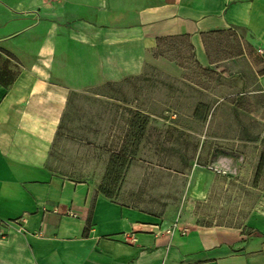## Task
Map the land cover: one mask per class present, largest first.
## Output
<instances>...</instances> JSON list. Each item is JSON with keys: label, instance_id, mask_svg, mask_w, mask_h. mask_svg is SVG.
<instances>
[{"label": "crops", "instance_id": "0c3cea01", "mask_svg": "<svg viewBox=\"0 0 264 264\" xmlns=\"http://www.w3.org/2000/svg\"><path fill=\"white\" fill-rule=\"evenodd\" d=\"M164 39L264 108V0H0V264H264V132L241 137L225 178L233 201L254 205L240 223L121 205L57 164L71 94L119 75L110 58L134 59L138 75Z\"/></svg>", "mask_w": 264, "mask_h": 264}, {"label": "rangeland", "instance_id": "374dc122", "mask_svg": "<svg viewBox=\"0 0 264 264\" xmlns=\"http://www.w3.org/2000/svg\"><path fill=\"white\" fill-rule=\"evenodd\" d=\"M153 52V59L142 53L137 60L138 75L129 73L134 59L110 58L106 68H119V75L106 73L71 94L53 148L58 166L91 182L96 195L110 194L156 216L196 217L207 225L242 222L254 205L233 201L225 178L233 173L231 160L241 159V137L264 132V108L255 106L260 97L239 77L229 83L204 74L186 43ZM133 120L145 123V131ZM231 146L238 154H230Z\"/></svg>", "mask_w": 264, "mask_h": 264}, {"label": "trees", "instance_id": "16d2710c", "mask_svg": "<svg viewBox=\"0 0 264 264\" xmlns=\"http://www.w3.org/2000/svg\"><path fill=\"white\" fill-rule=\"evenodd\" d=\"M163 41H165L164 43L168 44V45H171L173 42L171 39H164V40H160V42L163 43ZM0 58H1V55H0ZM12 79H14V77H11V79L8 81V84L12 81ZM1 81V80H0ZM134 123V126L135 127H139L141 129L142 132L145 131V123L144 124H139V122L137 120H133L132 121V124ZM107 197H111L110 194H105Z\"/></svg>", "mask_w": 264, "mask_h": 264}, {"label": "built area", "instance_id": "2783aa9c", "mask_svg": "<svg viewBox=\"0 0 264 264\" xmlns=\"http://www.w3.org/2000/svg\"><path fill=\"white\" fill-rule=\"evenodd\" d=\"M187 232H188L187 229H184V230H183V233L186 234ZM163 233H166V232H164V231H159V232H158L159 235H161V234H163ZM167 233H168V234H172V233H173V230H168Z\"/></svg>", "mask_w": 264, "mask_h": 264}]
</instances>
